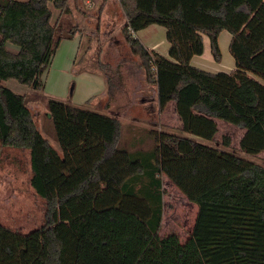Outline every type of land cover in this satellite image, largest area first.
I'll return each instance as SVG.
<instances>
[{"label": "trees", "instance_id": "16d2710c", "mask_svg": "<svg viewBox=\"0 0 264 264\" xmlns=\"http://www.w3.org/2000/svg\"><path fill=\"white\" fill-rule=\"evenodd\" d=\"M119 2L124 39L157 87L160 111L174 102L181 131L209 141L218 133L217 119L231 122L245 130L241 152L262 154L264 0ZM50 4L60 15L72 12L69 0L0 4V82L44 89L60 44L78 33L52 23ZM151 25L165 28L170 58L135 37ZM223 31L232 35L236 69L194 67L204 36L214 60H222ZM99 66L112 101L116 71L100 60ZM48 108L61 153L38 129L25 96L0 84V141L30 150L31 186L47 204L45 225L30 234L0 224V264H264V166L170 133H153L151 150L130 151L120 146L118 119L57 100ZM164 177L197 206L184 245L158 235Z\"/></svg>", "mask_w": 264, "mask_h": 264}, {"label": "rangeland", "instance_id": "374dc122", "mask_svg": "<svg viewBox=\"0 0 264 264\" xmlns=\"http://www.w3.org/2000/svg\"><path fill=\"white\" fill-rule=\"evenodd\" d=\"M6 1L0 0V4ZM69 6L72 7V15H60L50 4L53 24L59 21L65 32L80 31L84 36L76 58V70H71L69 62L73 61V53L79 46V40L72 39L63 41L59 46L48 72L43 77L44 89L36 90L16 80L0 82L16 94L25 96V103L30 107L37 127L59 153L61 149L48 108L50 99L94 112L100 111L118 119L121 123L120 146L130 151L151 150L155 146L153 133H170L195 139L220 151L238 154L264 166V153L251 156L241 152L240 141L244 130L231 122L217 119L218 133L211 141L183 133L173 105L160 111L159 105L153 101L154 85L147 81L141 59L132 54L123 34L120 36L121 32L113 30V35L117 37H105L101 32H107L110 28L97 24L100 4L90 9V5L84 6L81 0H69ZM88 18L90 23L86 21ZM112 25L116 29V24ZM156 28L165 30L162 26ZM148 36L160 40L159 33H148ZM117 39L119 42L115 44ZM9 48L18 50L13 45H9ZM228 55L231 57L229 49ZM99 60L116 71L112 77L115 85V98L112 101H109L107 94L98 101L102 94L101 86L94 78L98 74L104 78ZM142 98L146 99L145 103H142ZM225 138H229V146L224 145ZM25 150L29 152L28 149L18 150L3 146L0 141V224L22 235L30 234L45 225L47 209L46 201L31 186L30 157ZM163 180L164 214L158 235L161 240L172 238V246L184 245L192 235L198 213L197 206L168 178L164 177Z\"/></svg>", "mask_w": 264, "mask_h": 264}, {"label": "crops", "instance_id": "0c3cea01", "mask_svg": "<svg viewBox=\"0 0 264 264\" xmlns=\"http://www.w3.org/2000/svg\"><path fill=\"white\" fill-rule=\"evenodd\" d=\"M81 1H82L84 6L90 5V9H92L94 6L100 4V7L98 9V14H97V16H98L97 24H100L102 26L106 25L107 28H110V30H111V31L107 30V32L101 31L102 33H104L103 35L105 37H108V35H112L113 37H117V36L113 35L114 34L113 30L121 32L120 36H122V34H123L122 30H123V28L127 22V19H126V16H125V14H124L121 6H120L119 0H107L106 2H104V0H81ZM101 7H102V10L100 9ZM71 11H72V7H71ZM71 15H72V12H71ZM86 21L90 23L89 18ZM112 23L116 24V29H114ZM158 26L159 25H151L148 28H146L145 30L143 29V30L137 32L135 34V37L138 38L145 46H147L146 47L147 49H149L151 51H155V52L159 53L160 55H162L166 58H170V55H169L170 45H169L168 41H166L167 40L166 39V30H161L160 28L157 29L156 27H158ZM148 33H150V34L159 33L160 34V40L157 41L155 38H150L148 36ZM117 35H119V33H117ZM82 38H84V36L80 33V31L73 38L74 40H77V39L79 40V46L76 49V52L73 53L74 57H73L72 63H71V61L69 62L71 64L70 68L72 71H75L77 68L76 67L77 66L76 58H77V55L79 52V48H80ZM231 40H232V35L228 31H223L220 34L219 45H220V48L222 51V60L218 63V62H214L215 60L212 56L210 39L207 36H204V52L201 56H195L192 59L191 64L194 67L208 71L210 73H219V72L231 73V72H233L236 69V63H235V60L232 58V56L230 57L228 55V49L230 47ZM64 41H66V40H64ZM118 42H119V40L117 39L115 41V44H117ZM70 60H72V59H70ZM76 72H78V71H76ZM81 72H84V71H81ZM84 74H83V76L87 77ZM98 75L100 77L97 76V78H94V79H96L97 82H100V86H101L100 92H102L101 97L98 98L99 99L98 101L100 102L103 98L106 97L107 87H106L105 79L102 78V76L100 74H98ZM91 77H95V76L91 75ZM261 82H262V80H261ZM44 85H45V81H44ZM44 88H45V86H44ZM154 94H155V97L153 98V101L154 102L156 101V103L158 105V95H157V87L156 86H154ZM50 100H54V99H50ZM141 101H142V103H145L146 99L142 98ZM93 105H96V104L94 103ZM168 105L165 109H167L168 107L173 105L174 112H175L174 102H171V104L169 106ZM28 108L30 109V107H28ZM158 108H159V106H158ZM97 113L112 117L111 115H108V114L100 112V111H98ZM175 114H176V112H175ZM242 130H244V129H242ZM244 132H245V130H244ZM18 150H23V149H18ZM27 153L30 157V165H31V152H30V150ZM262 154H260V155H262ZM31 173H32V177H33L32 168H31ZM32 177H31V179H32Z\"/></svg>", "mask_w": 264, "mask_h": 264}]
</instances>
